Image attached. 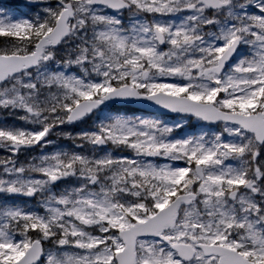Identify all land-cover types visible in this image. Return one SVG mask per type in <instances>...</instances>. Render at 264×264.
<instances>
[{
    "label": "snow or ice",
    "instance_id": "6c2138e0",
    "mask_svg": "<svg viewBox=\"0 0 264 264\" xmlns=\"http://www.w3.org/2000/svg\"><path fill=\"white\" fill-rule=\"evenodd\" d=\"M19 7L0 264H264V0Z\"/></svg>",
    "mask_w": 264,
    "mask_h": 264
},
{
    "label": "rangeland",
    "instance_id": "374dc122",
    "mask_svg": "<svg viewBox=\"0 0 264 264\" xmlns=\"http://www.w3.org/2000/svg\"><path fill=\"white\" fill-rule=\"evenodd\" d=\"M23 3H25V0H0V7L6 8V9L13 8L15 11H17V13H20L21 9L19 6L22 5ZM166 119H172V118H166ZM191 126H192L191 124L188 125V127H191ZM60 141L61 140H58V143ZM36 154H39V153H36Z\"/></svg>",
    "mask_w": 264,
    "mask_h": 264
},
{
    "label": "water",
    "instance_id": "95a60500",
    "mask_svg": "<svg viewBox=\"0 0 264 264\" xmlns=\"http://www.w3.org/2000/svg\"><path fill=\"white\" fill-rule=\"evenodd\" d=\"M133 107H135V106H133ZM172 115H174V114H172Z\"/></svg>",
    "mask_w": 264,
    "mask_h": 264
}]
</instances>
